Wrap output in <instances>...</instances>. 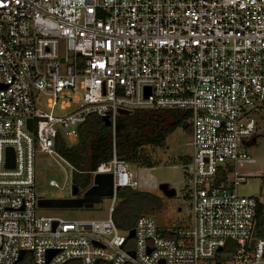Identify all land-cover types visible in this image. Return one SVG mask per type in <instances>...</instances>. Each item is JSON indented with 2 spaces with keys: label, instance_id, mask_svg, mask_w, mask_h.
<instances>
[{
  "label": "built area",
  "instance_id": "built-area-1",
  "mask_svg": "<svg viewBox=\"0 0 264 264\" xmlns=\"http://www.w3.org/2000/svg\"><path fill=\"white\" fill-rule=\"evenodd\" d=\"M150 109L190 114L189 227L141 215L121 234L117 193L138 185L114 147L90 185L111 174L112 194L83 207L104 200L106 217L38 213L37 153L60 157L55 140L74 144L90 116L114 128ZM262 111L264 0H0V264H264L261 202L238 194Z\"/></svg>",
  "mask_w": 264,
  "mask_h": 264
},
{
  "label": "rangeland",
  "instance_id": "rangeland-1",
  "mask_svg": "<svg viewBox=\"0 0 264 264\" xmlns=\"http://www.w3.org/2000/svg\"><path fill=\"white\" fill-rule=\"evenodd\" d=\"M260 125L258 134H264V111L255 116ZM190 131L184 127L177 128L169 135L162 146L146 147L145 155L153 163L152 167L129 164V170L137 182L136 191L152 194L160 202V210L145 212L144 215L155 217L161 227L171 229L187 228L192 222L191 203L189 200V177L191 171L192 148ZM253 162L242 169L252 173L245 182L238 186V194L244 197H254L264 204V176L256 175L264 169V136H259L249 149ZM186 160H189L186 162ZM35 192L39 199H70L72 186L71 166L56 155L49 156L41 152L35 156ZM52 181L56 187L50 186ZM167 184L174 189V197H166L159 186ZM102 209L71 208L44 209L40 215L60 218L66 221L106 217L107 202L102 200ZM121 234L125 235L124 232Z\"/></svg>",
  "mask_w": 264,
  "mask_h": 264
},
{
  "label": "trees",
  "instance_id": "trees-1",
  "mask_svg": "<svg viewBox=\"0 0 264 264\" xmlns=\"http://www.w3.org/2000/svg\"><path fill=\"white\" fill-rule=\"evenodd\" d=\"M190 114L184 110H133L130 114L119 116L115 127L107 126L97 116H90L78 129L74 144H68L62 137L55 140V150L74 172L72 185L79 191L91 185L92 172L102 163L110 161L112 149L128 164L152 167L153 163L144 153L146 147L156 148L177 128L190 131L187 122ZM189 160H186L188 162ZM118 203L113 220L121 232L130 231L135 220L145 212L160 210V202L152 194L122 188L118 191ZM256 237L264 238V204L258 206ZM225 251H229L225 248ZM16 264H32V257L25 253ZM63 264H82L79 260H69ZM208 264H222L216 258Z\"/></svg>",
  "mask_w": 264,
  "mask_h": 264
},
{
  "label": "water",
  "instance_id": "water-1",
  "mask_svg": "<svg viewBox=\"0 0 264 264\" xmlns=\"http://www.w3.org/2000/svg\"><path fill=\"white\" fill-rule=\"evenodd\" d=\"M120 116L128 115L130 111L120 110ZM102 122L107 126H110V122L107 118H101ZM28 128L31 129V121L28 120ZM7 157L12 158V153L9 150L7 153ZM160 191L166 197H174L176 192L174 189L170 188L167 184H162L159 186ZM118 190V188H117ZM79 193V189L72 185L71 186V194L72 196H76ZM112 194V175L111 174H96L93 177V185L88 188L81 198H70V199H39L38 207L44 209H71V208H89L94 203H98L99 199L104 196H110ZM129 237H133V231L129 232ZM253 245V241L251 242V246ZM222 249H219L221 252ZM24 255L23 252L20 253L18 261ZM52 253H49L48 257H51Z\"/></svg>",
  "mask_w": 264,
  "mask_h": 264
}]
</instances>
